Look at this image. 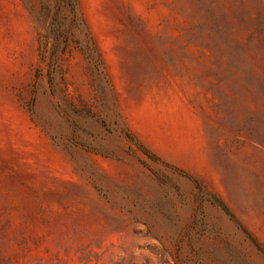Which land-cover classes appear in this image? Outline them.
<instances>
[{
    "label": "rangeland",
    "instance_id": "rangeland-1",
    "mask_svg": "<svg viewBox=\"0 0 264 264\" xmlns=\"http://www.w3.org/2000/svg\"><path fill=\"white\" fill-rule=\"evenodd\" d=\"M0 264H264V0H0Z\"/></svg>",
    "mask_w": 264,
    "mask_h": 264
},
{
    "label": "trees",
    "instance_id": "trees-1",
    "mask_svg": "<svg viewBox=\"0 0 264 264\" xmlns=\"http://www.w3.org/2000/svg\"><path fill=\"white\" fill-rule=\"evenodd\" d=\"M212 202L215 203L216 205H219L225 212L229 213L227 207L223 203H221V201H219L218 199L214 198Z\"/></svg>",
    "mask_w": 264,
    "mask_h": 264
}]
</instances>
